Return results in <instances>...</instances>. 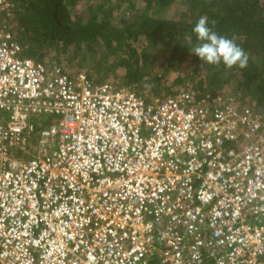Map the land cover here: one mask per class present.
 Masks as SVG:
<instances>
[{"label":"built area","instance_id":"obj_1","mask_svg":"<svg viewBox=\"0 0 264 264\" xmlns=\"http://www.w3.org/2000/svg\"><path fill=\"white\" fill-rule=\"evenodd\" d=\"M22 50L4 18L0 264H264L262 112L146 100Z\"/></svg>","mask_w":264,"mask_h":264},{"label":"trees","instance_id":"obj_2","mask_svg":"<svg viewBox=\"0 0 264 264\" xmlns=\"http://www.w3.org/2000/svg\"><path fill=\"white\" fill-rule=\"evenodd\" d=\"M11 2L14 10L7 23L13 26L8 28L22 45L23 57L46 62L53 50L72 51L82 56L81 65L93 58L96 64L91 70L103 75L124 67L123 83L146 100L183 90L215 98L227 96L229 90L241 93V99L254 95L264 107V0ZM201 16L208 17L210 26L215 21L217 33L242 47L249 56L246 68L228 69L222 62L210 65L190 51L197 43L193 28ZM109 56L114 59L109 61ZM172 72L174 79L169 77ZM176 84L182 88H174Z\"/></svg>","mask_w":264,"mask_h":264},{"label":"clouds","instance_id":"obj_3","mask_svg":"<svg viewBox=\"0 0 264 264\" xmlns=\"http://www.w3.org/2000/svg\"><path fill=\"white\" fill-rule=\"evenodd\" d=\"M215 21L209 24L207 16H201L193 28L197 36V43L190 51L210 65L221 62L231 69L238 66L243 69L248 66L249 56L233 38L220 35L214 30Z\"/></svg>","mask_w":264,"mask_h":264},{"label":"rangeland","instance_id":"obj_4","mask_svg":"<svg viewBox=\"0 0 264 264\" xmlns=\"http://www.w3.org/2000/svg\"><path fill=\"white\" fill-rule=\"evenodd\" d=\"M138 5L142 6V3L139 1ZM171 13L172 12L170 11L169 14H171ZM4 18H6V20H8V21L10 20L9 17H6L3 14L0 16V21H2ZM8 26L12 27L13 24H8ZM21 55H23V53ZM27 56H30V54H28ZM103 56L104 55H102V57ZM81 57H82L81 55L73 54L72 51H69L68 53H64V52H57V51L53 50L51 52V54L46 55L44 59L48 64L60 63L63 66L67 67L71 72H84L87 75H89L88 74V72H89L91 77L94 79H97V77H99V76H103V78L106 79L105 81H110V82H112L116 85H120V86H128V85H125L123 83V76L126 73V69L124 67L118 66L116 68L110 69L107 74L104 73V75H103L102 72L99 73L95 69L91 70V65L95 66V64H96L93 62V58H90L88 60V62H86L84 65H81V62H80L82 59ZM112 59H114L113 56L108 57L109 61H111ZM175 76H176V73L172 72L169 77L171 79H174ZM130 88H132L134 91H136L138 93V91L136 89H134L133 87H130ZM174 88H178V89L182 88V85L176 84ZM226 93H227V96H231V97H234L236 99H241L240 98L241 93H239V92L226 90ZM157 99H160V97H153L152 98V100H157ZM241 100H243L242 103L249 104L264 114V107L260 106L258 104L256 97L254 95L246 96V97L242 98ZM44 118H46V117H44ZM53 119L55 121V118H53ZM48 120H49V122L52 121L51 117L48 118Z\"/></svg>","mask_w":264,"mask_h":264},{"label":"crops","instance_id":"obj_5","mask_svg":"<svg viewBox=\"0 0 264 264\" xmlns=\"http://www.w3.org/2000/svg\"><path fill=\"white\" fill-rule=\"evenodd\" d=\"M13 8H14V7H13ZM13 10H14V9H13ZM13 10H12V11H13Z\"/></svg>","mask_w":264,"mask_h":264}]
</instances>
